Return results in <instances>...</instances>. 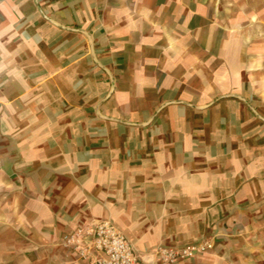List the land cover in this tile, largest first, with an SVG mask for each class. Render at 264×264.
I'll list each match as a JSON object with an SVG mask.
<instances>
[{
  "label": "crops",
  "instance_id": "obj_1",
  "mask_svg": "<svg viewBox=\"0 0 264 264\" xmlns=\"http://www.w3.org/2000/svg\"><path fill=\"white\" fill-rule=\"evenodd\" d=\"M264 264V0H0V264Z\"/></svg>",
  "mask_w": 264,
  "mask_h": 264
},
{
  "label": "built area",
  "instance_id": "obj_2",
  "mask_svg": "<svg viewBox=\"0 0 264 264\" xmlns=\"http://www.w3.org/2000/svg\"><path fill=\"white\" fill-rule=\"evenodd\" d=\"M63 247L75 252L87 264H144L125 232L111 219L78 226L62 240ZM211 240L184 246H159L155 253L165 264H179L213 249Z\"/></svg>",
  "mask_w": 264,
  "mask_h": 264
}]
</instances>
